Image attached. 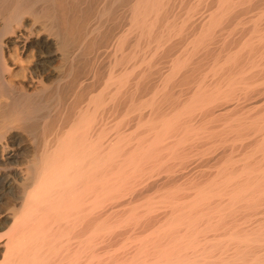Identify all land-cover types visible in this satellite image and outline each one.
Returning a JSON list of instances; mask_svg holds the SVG:
<instances>
[{
  "label": "bare ground",
  "instance_id": "6f19581e",
  "mask_svg": "<svg viewBox=\"0 0 264 264\" xmlns=\"http://www.w3.org/2000/svg\"><path fill=\"white\" fill-rule=\"evenodd\" d=\"M0 264H264V0H0Z\"/></svg>",
  "mask_w": 264,
  "mask_h": 264
},
{
  "label": "rangeland",
  "instance_id": "374dc122",
  "mask_svg": "<svg viewBox=\"0 0 264 264\" xmlns=\"http://www.w3.org/2000/svg\"><path fill=\"white\" fill-rule=\"evenodd\" d=\"M7 207V208H6ZM4 208H6V211H8V209H9V206H4Z\"/></svg>",
  "mask_w": 264,
  "mask_h": 264
}]
</instances>
